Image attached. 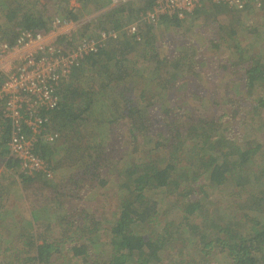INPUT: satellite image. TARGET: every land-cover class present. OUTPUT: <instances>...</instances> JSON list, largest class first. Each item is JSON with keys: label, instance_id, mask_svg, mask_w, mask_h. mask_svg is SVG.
Wrapping results in <instances>:
<instances>
[{"label": "trees", "instance_id": "1", "mask_svg": "<svg viewBox=\"0 0 264 264\" xmlns=\"http://www.w3.org/2000/svg\"><path fill=\"white\" fill-rule=\"evenodd\" d=\"M69 1L0 0V42H15L19 29L48 30L54 15L78 21ZM88 1L98 6L99 19L132 11L129 3L110 8V0ZM208 4L182 18L148 22L141 15L155 0H143L129 21H111L122 36L87 55L61 81L59 106L43 113L47 130L58 137L38 136L34 150L51 176L19 170L6 125L0 199L9 192L10 175L22 187V203H0V264H54L63 250L80 264H264V43L258 40L264 31L253 29L257 39L250 48L235 38L242 12L264 8V0H249L243 9ZM226 10V22L214 16ZM203 13L219 34L205 39L206 50L225 46L224 57L209 59L200 54L203 47L185 44L182 50L171 42L161 51L154 26L171 23L178 31L187 16L199 20ZM133 21L138 30L128 33ZM204 60H216L219 69L223 64L219 83L202 81L215 72ZM96 101L109 110L98 116L104 138L98 134L97 145L80 140L72 153L71 128L85 139L81 127L94 120ZM58 149L65 150L60 161L54 159ZM111 180L113 198L107 197ZM22 209L30 219L36 211L50 215L40 217L41 226L31 220L20 226L8 213ZM74 209L90 222L72 219Z\"/></svg>", "mask_w": 264, "mask_h": 264}, {"label": "built area", "instance_id": "2", "mask_svg": "<svg viewBox=\"0 0 264 264\" xmlns=\"http://www.w3.org/2000/svg\"><path fill=\"white\" fill-rule=\"evenodd\" d=\"M127 0H110V8ZM249 0H155L153 9L141 15L142 21L156 22L162 15L184 17L199 10L204 3H222L243 9ZM80 23L54 18L45 31L19 29L15 42H0V140L6 125L11 131L7 146L18 160L19 170L29 175L46 172L52 175L46 160L35 150L38 136L48 141L58 137L47 130L44 112L60 104L59 85L71 71L90 54L98 50L119 31L99 28L95 35H81ZM139 21L129 23L128 33H136Z\"/></svg>", "mask_w": 264, "mask_h": 264}, {"label": "rangeland", "instance_id": "3", "mask_svg": "<svg viewBox=\"0 0 264 264\" xmlns=\"http://www.w3.org/2000/svg\"><path fill=\"white\" fill-rule=\"evenodd\" d=\"M87 3V5L85 4ZM83 3V1L81 0H70L69 3L67 4L68 9H70L71 11H73V13H78L79 18L78 22L80 23V28H79V33L81 35H95L98 32V27L102 26L103 27H110L112 25L111 21L114 22L115 20H120L123 23L125 21H129V18L132 16V14L135 12V10L139 9L142 6L143 0H127L126 3H129V5H126L128 7H130V9H132V11H125V12H121V13H111L113 14L112 16H110V13L108 14V19H99L97 17L98 15V6H95V4L93 3V1H85ZM104 3V0H103ZM134 3V4H133ZM70 4V5H69ZM210 6V4L208 3H204L203 4V8L207 9ZM256 7L255 9H253V11H243L242 12V16L239 22V31L236 34L235 38L238 39L241 43V45H243L244 47H252V44L255 43V40L257 39L255 35H257L255 32H253V29H257V31L259 32H263L264 31V8H258ZM204 9V10H205ZM203 10V11H204ZM57 11L59 12L60 9H57ZM234 10H231V12L233 13ZM79 12H81V14H79ZM227 12V13H225ZM235 13H238L236 11H234ZM50 13H55V10L51 9ZM60 13V12H59ZM66 14V11H64V15ZM229 11H224L221 14H215L214 16L216 17H220L221 21H227L229 18ZM211 15V14H209ZM218 15V16H217ZM63 18V16H61V14L58 15H54L52 17L53 18ZM204 17H206V15L202 16V19L196 20V18L192 17V16H187V20H184V22L181 24V28L178 31H175L174 26L171 23H159L156 26H154L153 30L156 34V38H157V42L158 44H162L161 48H162V52L165 53V51L167 50V47L169 45V43H173L175 45L179 44L181 45V49L182 50H186L188 49L186 46H184L185 44L187 45H192L191 47H203V51L200 52V54L206 56L209 59H214V56L217 54L216 59H218V57H224V55L227 53V49L225 48V46L219 47V48H213L212 51H208L206 49H210V46H205V39L206 38H216L219 34H213L215 32V28L212 27V25H208L205 22ZM88 23L85 25V23ZM134 22V21H133ZM182 33V34H181ZM181 34V35H180ZM122 36V35H121ZM240 36L243 40H240ZM256 38V39H255ZM258 40L262 41L261 45H263V41H264V36H260V38H258ZM182 42V43H181ZM187 42V43H184ZM234 42V41H233ZM168 44V45H167ZM183 44V45H182ZM232 44V41H231ZM258 45V44H257ZM264 47V46H263ZM219 61V60H218ZM220 61H223V59H221ZM203 62H205V64H209L208 69H212V67L214 68L215 72H212L213 74H210L209 76H204L202 75V81L205 82L206 84H213L212 81H220L222 79L218 78L220 77L222 73V67L223 64L221 65L220 69L219 67L216 65V60L213 63H210V60H204ZM218 75V76H217ZM228 79V78H226ZM231 80H235V78H232ZM219 83V82H217ZM97 107L95 108V110H93V122H91L92 124L89 125V122L85 123V126H82L81 129L83 131L84 134H86L85 139H81L78 138V134L77 132L74 130V128H71V132L69 134V140L72 142L73 147L72 150L74 153L75 152V148L74 146H77V144L79 145L80 140H81V144L85 146L90 144V145H97L98 141L100 140V138H104L103 133H100L98 131V116L100 115V117H102L103 111H105L106 109H108L107 107H104V104H98V101H96ZM101 106V107H99ZM109 112V110L105 111L104 114L107 115V113ZM105 116V115H104ZM102 127V126H100ZM49 131H55L53 130V128L48 129ZM98 134H100V138H98ZM75 136V138L73 139L72 137ZM59 141V140H58ZM50 146H54L53 144H50ZM64 146L66 148H68V144L64 143ZM148 148V147H147ZM65 151V150H64ZM64 151H62V149H58L56 150V157L54 159H57V161H60L61 158L65 157V153ZM76 156V155H75ZM72 157V156H71ZM1 169H0V173H1ZM13 174L17 175V172L15 170V168L12 171ZM10 176V175H9ZM8 177L6 182L8 183L7 186V190L6 193L8 192L6 196V198L4 197L3 199H0V203L5 202L6 200L11 202L14 201L16 203V201H21L22 196L20 195V192H22V187L20 186V184L18 183V181H14L11 177ZM5 177V176H4ZM0 174V181H3V178ZM112 182L108 183L106 185V188L108 189L107 191V197L109 198H113L114 197V193L115 190H112L115 186V182L113 180H111ZM4 191V190H3ZM14 196L16 197V200H14ZM105 197V195H104ZM113 199L110 200V202ZM26 209H22V213L25 215ZM22 213H19L21 219L23 220V225H27L29 226V224L25 221V218L22 217ZM71 213H73L72 215V219H78L79 221H81L82 219L84 221H86L87 223L90 222V218L89 216H86L84 214V211L79 210V209H74L71 211ZM11 214L10 216H16L15 218H13V220L15 221L16 218H19V215H17L16 213H9ZM86 217V218H85ZM21 224V223H20ZM26 226V227H27ZM23 229V228H20ZM51 232H53V236L57 237V234L60 232L59 228L57 226H55ZM97 257H98V250L95 252ZM59 257L61 260H57L54 264H80L77 263V261H75L74 259H72L70 257L69 254H67L66 250H63L61 253H59Z\"/></svg>", "mask_w": 264, "mask_h": 264}, {"label": "crops", "instance_id": "4", "mask_svg": "<svg viewBox=\"0 0 264 264\" xmlns=\"http://www.w3.org/2000/svg\"><path fill=\"white\" fill-rule=\"evenodd\" d=\"M109 6H110V4H109ZM5 197H6V196H5ZM30 211H32V210H30ZM36 213H37V214H34V212L32 213V215L34 214V215L31 217L32 219H30L29 217L26 218L25 215L28 216L27 214H25V215L22 214V217L25 218V221H26L28 224L30 223V222H28V221L31 220V221H32V224H33V222H37L36 225H37V226H41L42 224L40 223V221H41V220H40V217H41V216H49V215H50V214H48V213L44 214V213H42V212H40V211H39V212L36 211ZM8 214H9V213H8ZM17 215H19V214H17ZM19 216H20V215H19ZM19 219H20V220H19V224L21 223L20 226H22V224H23V220H22L20 217H19ZM36 220H37V221H36ZM47 222H48V221H45V222H43V224H45V223H47ZM49 222H50V221H49ZM33 227H34V225H33Z\"/></svg>", "mask_w": 264, "mask_h": 264}]
</instances>
